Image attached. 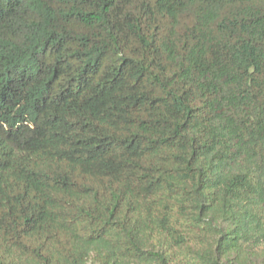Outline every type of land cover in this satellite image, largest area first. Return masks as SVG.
Segmentation results:
<instances>
[{"label":"trees","instance_id":"trees-1","mask_svg":"<svg viewBox=\"0 0 264 264\" xmlns=\"http://www.w3.org/2000/svg\"><path fill=\"white\" fill-rule=\"evenodd\" d=\"M264 253V0H0V264Z\"/></svg>","mask_w":264,"mask_h":264},{"label":"rangeland","instance_id":"rangeland-1","mask_svg":"<svg viewBox=\"0 0 264 264\" xmlns=\"http://www.w3.org/2000/svg\"><path fill=\"white\" fill-rule=\"evenodd\" d=\"M87 264H95L94 257H90ZM230 264H264V253L244 247L231 255Z\"/></svg>","mask_w":264,"mask_h":264}]
</instances>
